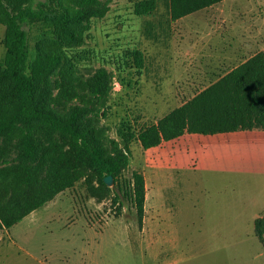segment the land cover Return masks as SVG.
<instances>
[{"label":"rangeland","instance_id":"374dc122","mask_svg":"<svg viewBox=\"0 0 264 264\" xmlns=\"http://www.w3.org/2000/svg\"><path fill=\"white\" fill-rule=\"evenodd\" d=\"M138 1L108 0L106 14L75 42H40L63 56L44 103L60 114L86 105L82 124L97 128L104 143L127 144L129 164L111 186L91 170L72 172L71 186L0 230V264H264L254 233L257 217L264 219V164L215 161L206 142L180 158L173 139L149 149L122 139L125 124L136 132L156 124L244 62L248 48L264 53V0H221L175 20L167 0H155L142 16L134 13ZM195 31L209 34L201 63L183 50ZM3 34L0 24V59ZM133 49L142 52L141 67L126 56ZM228 52L235 59L225 67L218 60ZM100 69L108 85L97 99L86 84ZM36 138L50 143L38 128ZM18 152L17 134L0 137L1 166L15 164ZM134 170L145 182L141 220L128 200L113 201L114 188Z\"/></svg>","mask_w":264,"mask_h":264},{"label":"trees","instance_id":"16d2710c","mask_svg":"<svg viewBox=\"0 0 264 264\" xmlns=\"http://www.w3.org/2000/svg\"><path fill=\"white\" fill-rule=\"evenodd\" d=\"M167 1L169 17L175 20L221 0ZM154 9L155 0L134 4L138 16L151 14ZM107 10L108 0H0V24L4 26L0 137L17 134L19 148L15 164L0 165V230L10 228L71 186L76 179L72 172L91 170L104 186V177L111 175L116 181L129 164L127 144L122 148L114 140L104 143L97 128L82 124L86 105L60 114L41 98L44 91L50 90L49 78L63 56L59 50L43 48L40 42L56 37L75 42L89 29L90 20L103 17ZM33 32H38L34 38ZM33 39L35 43H31ZM126 56L137 67L143 65L140 50H130ZM86 85L91 96L105 98L106 71L98 70ZM123 127V142L136 140L143 149L185 132L264 130V53H255L156 124L143 126L137 132L129 124ZM37 128L47 134L48 145L37 142ZM123 199L135 207L141 220L145 201L141 172L132 171L128 180L114 188L113 201L120 203ZM254 233L264 247V219L255 220Z\"/></svg>","mask_w":264,"mask_h":264},{"label":"crops","instance_id":"0c3cea01","mask_svg":"<svg viewBox=\"0 0 264 264\" xmlns=\"http://www.w3.org/2000/svg\"><path fill=\"white\" fill-rule=\"evenodd\" d=\"M205 35L209 34H206L203 31H195L192 34L188 35L192 37V40H186L184 42L183 50L185 55L186 53L190 52V55L192 56V60H190V62H202L204 52L201 51V46L205 43L201 39ZM250 51V48H248L244 52L247 57L245 56L242 61H244L245 58L247 60L251 57V55L253 56L255 53H257L253 52L250 54ZM213 54L216 55L215 52ZM222 57H224V59L220 58L218 61L225 67L232 65V59H235L233 52H228L225 56L222 55ZM237 65L230 68L229 71L237 67ZM173 140L176 141L174 144V148L175 150H179L178 155L180 156V158L182 154H189L188 152L192 153V151L196 149L197 142L204 144L206 142V144H212L211 149L213 148V150H211V156L215 161L223 160L227 162L241 163L259 162L264 164V155H262L264 153V130L253 129L233 132H220L215 134L185 132L184 134L178 136L177 138H174ZM170 141L171 140L161 142L159 144V147L161 148L163 147V145L165 146L166 143ZM206 151L207 153L209 152L207 148ZM204 157L207 156L204 155Z\"/></svg>","mask_w":264,"mask_h":264},{"label":"water","instance_id":"95a60500","mask_svg":"<svg viewBox=\"0 0 264 264\" xmlns=\"http://www.w3.org/2000/svg\"><path fill=\"white\" fill-rule=\"evenodd\" d=\"M103 181H104V183L106 185L111 186L112 183H113V178H112L111 175H108V176H106V177L103 178Z\"/></svg>","mask_w":264,"mask_h":264}]
</instances>
